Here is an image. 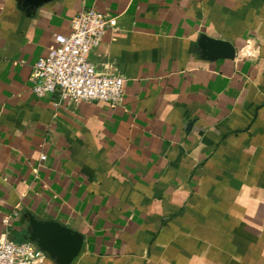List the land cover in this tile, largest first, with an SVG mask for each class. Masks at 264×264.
Segmentation results:
<instances>
[{
  "label": "crops",
  "instance_id": "obj_1",
  "mask_svg": "<svg viewBox=\"0 0 264 264\" xmlns=\"http://www.w3.org/2000/svg\"><path fill=\"white\" fill-rule=\"evenodd\" d=\"M92 8L123 102L38 96L35 64ZM28 214L84 235L72 264H264V0H0V239Z\"/></svg>",
  "mask_w": 264,
  "mask_h": 264
},
{
  "label": "built area",
  "instance_id": "obj_2",
  "mask_svg": "<svg viewBox=\"0 0 264 264\" xmlns=\"http://www.w3.org/2000/svg\"><path fill=\"white\" fill-rule=\"evenodd\" d=\"M115 27L114 18L93 8L76 14L71 31L56 34L48 55L35 64L31 76L34 92L38 96L58 94L73 103L103 101L120 105L125 95V76L101 69L92 59L106 30ZM0 264L55 263L35 241L3 238Z\"/></svg>",
  "mask_w": 264,
  "mask_h": 264
},
{
  "label": "water",
  "instance_id": "obj_3",
  "mask_svg": "<svg viewBox=\"0 0 264 264\" xmlns=\"http://www.w3.org/2000/svg\"><path fill=\"white\" fill-rule=\"evenodd\" d=\"M40 1L43 0H34ZM202 43L209 56L234 57L236 54L235 46L226 40L206 36ZM28 220L25 238L35 241L55 264H72L83 248L84 235L56 220H42L33 214H28Z\"/></svg>",
  "mask_w": 264,
  "mask_h": 264
}]
</instances>
